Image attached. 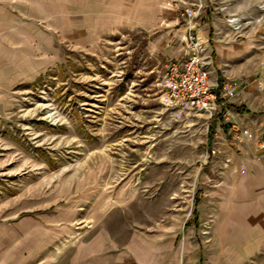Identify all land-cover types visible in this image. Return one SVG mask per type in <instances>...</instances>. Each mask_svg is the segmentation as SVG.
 Here are the masks:
<instances>
[{"label":"rangeland","instance_id":"rangeland-1","mask_svg":"<svg viewBox=\"0 0 264 264\" xmlns=\"http://www.w3.org/2000/svg\"><path fill=\"white\" fill-rule=\"evenodd\" d=\"M77 1L64 38L34 20L44 66L0 104V264H234L259 167L221 114L172 118L161 83L191 19L219 86L234 54L264 62V2Z\"/></svg>","mask_w":264,"mask_h":264},{"label":"crops","instance_id":"crops-1","mask_svg":"<svg viewBox=\"0 0 264 264\" xmlns=\"http://www.w3.org/2000/svg\"><path fill=\"white\" fill-rule=\"evenodd\" d=\"M260 2L264 0H253V3ZM67 6L64 0H0V104L7 90L25 84L44 66L43 59L36 61V53H45L50 48V24H56L57 33L64 38ZM77 6L78 1L71 0L73 15L75 9L79 11ZM49 19H55L56 23L49 22ZM34 20L45 21L48 28H38ZM72 32L74 43L81 42L79 29L74 28ZM240 55V61L236 59L235 76L230 77L228 64L220 70V76L224 78L220 89L226 95L227 107L231 109L223 122L229 124L228 132L234 136L231 138L241 139L240 149L248 152L249 157L244 163L257 165L259 171L258 174L250 171L248 175L249 181L255 183L251 186V193L257 196L251 200L254 218L244 225L236 221L230 223L237 231L234 233L236 243L231 260L234 264H264V62L259 60L249 71L241 53L234 54V57ZM247 76L253 78L247 79ZM233 126L245 133L239 136L233 131ZM216 261H222V258Z\"/></svg>","mask_w":264,"mask_h":264},{"label":"built area","instance_id":"built-area-1","mask_svg":"<svg viewBox=\"0 0 264 264\" xmlns=\"http://www.w3.org/2000/svg\"><path fill=\"white\" fill-rule=\"evenodd\" d=\"M191 21L186 28L182 57L169 61L162 77L164 109L177 120H188L199 115L208 121L216 114H221L224 119L231 109L226 105V95L221 92L218 81L210 77L211 55L199 41ZM233 22L238 25L237 20ZM232 128L239 135L245 133L235 126Z\"/></svg>","mask_w":264,"mask_h":264},{"label":"trees","instance_id":"trees-1","mask_svg":"<svg viewBox=\"0 0 264 264\" xmlns=\"http://www.w3.org/2000/svg\"><path fill=\"white\" fill-rule=\"evenodd\" d=\"M219 88H221V86H219ZM210 137V136H209ZM210 139H211V137H210ZM195 214H197V213H195Z\"/></svg>","mask_w":264,"mask_h":264},{"label":"bare ground","instance_id":"bare-ground-1","mask_svg":"<svg viewBox=\"0 0 264 264\" xmlns=\"http://www.w3.org/2000/svg\"><path fill=\"white\" fill-rule=\"evenodd\" d=\"M164 3H165V1H164ZM166 6V5H165ZM153 8V7H152ZM235 25H236V23H235ZM239 25V24H238Z\"/></svg>","mask_w":264,"mask_h":264}]
</instances>
